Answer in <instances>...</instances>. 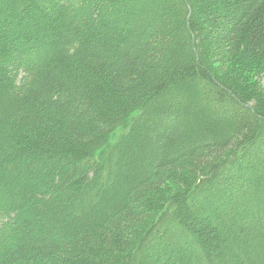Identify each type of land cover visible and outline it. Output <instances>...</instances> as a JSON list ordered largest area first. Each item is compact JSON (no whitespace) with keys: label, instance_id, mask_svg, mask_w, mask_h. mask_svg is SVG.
<instances>
[{"label":"trees","instance_id":"16d2710c","mask_svg":"<svg viewBox=\"0 0 264 264\" xmlns=\"http://www.w3.org/2000/svg\"><path fill=\"white\" fill-rule=\"evenodd\" d=\"M263 82L264 0H0V264H264Z\"/></svg>","mask_w":264,"mask_h":264},{"label":"rangeland","instance_id":"374dc122","mask_svg":"<svg viewBox=\"0 0 264 264\" xmlns=\"http://www.w3.org/2000/svg\"><path fill=\"white\" fill-rule=\"evenodd\" d=\"M262 85L264 86V82L262 83ZM166 194V193H165Z\"/></svg>","mask_w":264,"mask_h":264}]
</instances>
